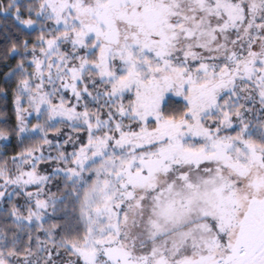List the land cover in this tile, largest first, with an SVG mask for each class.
<instances>
[{"label": "snow or ice", "instance_id": "snow-or-ice-1", "mask_svg": "<svg viewBox=\"0 0 264 264\" xmlns=\"http://www.w3.org/2000/svg\"><path fill=\"white\" fill-rule=\"evenodd\" d=\"M0 264H264V0H0Z\"/></svg>", "mask_w": 264, "mask_h": 264}]
</instances>
